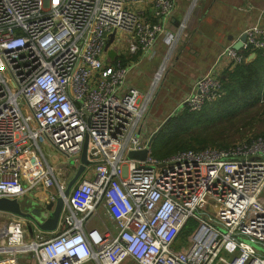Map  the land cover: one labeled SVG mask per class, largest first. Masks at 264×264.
<instances>
[{
	"label": "built area",
	"instance_id": "built-area-1",
	"mask_svg": "<svg viewBox=\"0 0 264 264\" xmlns=\"http://www.w3.org/2000/svg\"><path fill=\"white\" fill-rule=\"evenodd\" d=\"M148 3L157 20L144 13ZM174 5L0 0V197L54 185L49 197L62 194L85 135L92 161L64 197L59 231L32 224L29 233L22 218L0 214V264H20L25 255L36 264H264V136L154 157L150 135L140 132L149 94L126 85L127 67L106 53L108 35L117 31L128 36L129 52L152 50L159 34L172 52L185 24L170 32L158 19ZM243 33L239 49L221 51L228 66L264 47V27ZM221 94L211 69L178 105L200 110ZM44 138L72 161L65 184L33 150ZM145 148L144 159L126 157Z\"/></svg>",
	"mask_w": 264,
	"mask_h": 264
},
{
	"label": "crops",
	"instance_id": "crops-1",
	"mask_svg": "<svg viewBox=\"0 0 264 264\" xmlns=\"http://www.w3.org/2000/svg\"><path fill=\"white\" fill-rule=\"evenodd\" d=\"M142 8L148 19L153 20L151 4ZM158 20L170 32L177 29L180 23L185 24L186 36L175 45L177 49L174 53L168 54L162 34L156 37L152 50L129 52L128 36L125 34L126 46L119 50L115 48L113 57L114 60L120 55L124 57L128 69L126 85L136 87L143 95L149 94L146 114L140 124V132L145 136L153 133L156 122L177 109V105L190 93L197 77L211 69L215 75L223 73L228 66L227 59L221 54L225 46L233 45L253 24L264 27V0H175L171 15ZM161 63L164 67L153 87L154 73ZM69 173L68 167L56 173L57 180L60 179L61 183ZM54 186L50 189L37 187L32 195L46 199L54 192ZM261 201L264 203V190ZM0 214L3 213L0 211ZM6 215L12 217L11 214ZM60 225L58 221L54 232L60 230ZM81 264L98 263L88 260Z\"/></svg>",
	"mask_w": 264,
	"mask_h": 264
},
{
	"label": "trees",
	"instance_id": "trees-1",
	"mask_svg": "<svg viewBox=\"0 0 264 264\" xmlns=\"http://www.w3.org/2000/svg\"><path fill=\"white\" fill-rule=\"evenodd\" d=\"M176 49L175 47L173 53ZM134 53H140V51L137 50ZM254 53L251 60L227 66L223 73L218 75L222 90L220 97L206 101L200 110H189L187 107L177 108L166 116L163 124L153 129L152 132L156 131L151 142V153L154 157L163 158L185 149L198 150L208 146L228 147L229 143L227 142L214 144V139L211 137L207 135L200 137L206 125L221 119L233 121L239 115L246 116L250 109L255 108H257L255 115L249 118L260 121V128L236 143L247 141L256 136H264V47L255 49ZM117 59L121 65H125L122 55ZM192 128H200V130L192 131ZM189 130H191V134L188 139L179 137ZM192 221L189 220L187 224H193ZM186 233L187 229L184 228L180 239H183ZM23 257L26 259L28 256ZM20 260L24 261L23 258Z\"/></svg>",
	"mask_w": 264,
	"mask_h": 264
},
{
	"label": "water",
	"instance_id": "water-1",
	"mask_svg": "<svg viewBox=\"0 0 264 264\" xmlns=\"http://www.w3.org/2000/svg\"><path fill=\"white\" fill-rule=\"evenodd\" d=\"M114 35V32H111L108 35L105 46L106 53L110 58H113L116 53L115 48L110 46L114 40ZM244 40L245 34L242 33L239 40L236 41L232 46L235 49H239ZM253 56L254 52H251L248 55L247 60H251ZM155 132L156 131L150 135L149 141L147 143L148 146L151 145ZM87 143L88 136L85 135L80 152V163L78 164L74 173L68 176V180L65 184L62 194L57 195L55 198H50L48 196L46 199L38 195H32V193L25 195L26 197L23 196L20 198L0 197V211L22 218L29 233L32 232V224L37 226V228L40 230L49 232L53 231L57 226L60 211L64 203V197L67 196L70 187L80 176L85 166L92 162L91 159L87 157ZM146 152L147 148L142 150H129L126 157L133 159H144ZM1 221H4L3 216H0V222Z\"/></svg>",
	"mask_w": 264,
	"mask_h": 264
},
{
	"label": "rangeland",
	"instance_id": "rangeland-1",
	"mask_svg": "<svg viewBox=\"0 0 264 264\" xmlns=\"http://www.w3.org/2000/svg\"><path fill=\"white\" fill-rule=\"evenodd\" d=\"M125 37L126 35L123 32L117 31L116 36L110 46L116 48L117 50L123 49L126 46ZM177 108H180V106L177 105ZM256 109L257 108L250 109L248 114H246V116L239 115L237 119L234 118L233 121L230 119L229 120L221 119L219 121L215 120V122L206 125V128L204 129L200 137L207 135L208 137L214 139L213 140L214 144H216V142L217 143L227 142L229 143L228 144L229 146L233 143L239 142L243 137L245 136L248 137V135L253 134V131L260 128L261 125L260 121H254L253 119L249 118L255 115ZM164 119L156 122L158 127L160 126V124H163ZM191 130L196 131V130H200V128H192ZM191 130L184 132L179 137L182 139H188L189 135L191 134ZM39 147H40L39 150L33 147L34 152L43 156L45 158V161L53 167L55 173H60L62 171H65V168L67 167L69 171L73 169L71 159H69V157L66 154L56 149L46 138H44L43 140H39ZM61 184H65L64 179L61 180ZM53 190L54 192H56L55 186ZM93 222L95 223L98 222L97 217H94ZM192 229L193 227L191 228V230ZM22 258L24 259V261L20 260L21 261L20 264H36L33 257H27L25 259V257L22 256L20 259Z\"/></svg>",
	"mask_w": 264,
	"mask_h": 264
}]
</instances>
